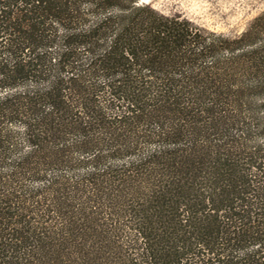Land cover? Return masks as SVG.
I'll return each instance as SVG.
<instances>
[{
	"label": "trees",
	"instance_id": "obj_1",
	"mask_svg": "<svg viewBox=\"0 0 264 264\" xmlns=\"http://www.w3.org/2000/svg\"><path fill=\"white\" fill-rule=\"evenodd\" d=\"M0 264H264V12L0 0Z\"/></svg>",
	"mask_w": 264,
	"mask_h": 264
},
{
	"label": "rangeland",
	"instance_id": "obj_2",
	"mask_svg": "<svg viewBox=\"0 0 264 264\" xmlns=\"http://www.w3.org/2000/svg\"><path fill=\"white\" fill-rule=\"evenodd\" d=\"M166 15L180 14L197 26L228 37L239 36L264 12V0H140Z\"/></svg>",
	"mask_w": 264,
	"mask_h": 264
}]
</instances>
